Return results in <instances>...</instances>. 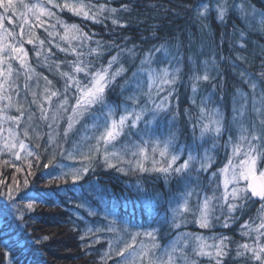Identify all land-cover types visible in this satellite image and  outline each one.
I'll list each match as a JSON object with an SVG mask.
<instances>
[{
  "label": "trees",
  "instance_id": "trees-1",
  "mask_svg": "<svg viewBox=\"0 0 264 264\" xmlns=\"http://www.w3.org/2000/svg\"><path fill=\"white\" fill-rule=\"evenodd\" d=\"M25 3H44L45 7L50 8L57 16L68 24L79 25L84 33L91 36L87 41V46L82 51L88 52L89 48H95L96 42L102 45L103 55L100 57H86L93 61L94 68L106 65L111 56L116 55L117 47L132 48L136 46L137 57L133 61L127 54L120 57L119 63L113 65L112 71L119 68L121 64L127 69L123 76L117 77L114 86L107 90V101L112 105H120L124 102V97L134 90V85L129 86L126 91L121 93L120 85L132 75L136 65L139 64L140 58L149 49H154L161 44H166L171 53L177 57V62L168 64L162 53L156 54V60L153 66L160 68L169 66L170 68H179L180 72L176 82L172 85L164 86V90L158 96L154 95L155 103L163 101L167 110L161 113L156 121H153L151 127L156 129V135L161 140L167 137L169 131L177 133L176 146L189 145L193 143L194 132L193 125L197 123L199 116V107L201 101L210 98L207 101L208 109H216L222 116L223 127L219 137L209 134L200 139L199 127L195 129V143L202 147L198 150L202 154L203 148H210L213 157V164L208 172L199 173V180L195 179L193 172L192 185H198L197 190L200 196L204 194L212 195L213 188L219 182V175L210 184L209 178L217 169L223 168L231 155V146L226 147L229 137L233 142L239 135L238 124L240 121L233 123L234 100L235 107L238 109L244 103L238 93L248 96V104L243 117V122L251 127V122L256 120L252 111V89L245 79L241 78L240 73L244 72L249 78V82H257L256 95L260 97L264 93V79L258 75L264 71L262 62H264V25L260 23V17L264 14V0H227L229 11L223 21L217 19L216 4L218 0H84L85 3L94 5L105 4L107 8H115L118 11L115 14L105 12L99 17L102 21L94 23L92 20H86L82 16H75L71 12L52 8L47 4V0H24ZM57 3H63V0H56ZM244 4V7L254 9L256 15L249 16L247 19L242 17L240 11L235 8V4ZM204 4L209 6L210 11L206 18L197 17V10ZM122 5H127L125 11ZM24 11L22 6L19 12ZM2 12V10H0ZM30 23L25 26L23 39L26 41L34 31L35 36L44 40L45 44L42 49L39 48L38 41L35 45L24 43L28 51V63L32 68H40V65H51L52 71L45 69L49 74L52 86L61 92L64 88V79L56 71L55 62H66L75 60V56L60 51L56 44L61 47H68V44L61 39L64 29L57 24L56 17L41 16L43 26L39 25L31 14H29ZM112 18H116L121 24L120 27L113 25ZM20 21L15 20L9 24L5 20V27L14 29L17 33L16 40H20L18 27ZM51 25L56 27L53 29ZM206 25V27H205ZM55 31L58 35L49 37L48 33ZM241 32L244 36H241ZM127 38V39H125ZM35 39V37H34ZM71 39V36H69ZM10 42H14L9 38ZM51 41V42H49ZM73 46L79 41L71 40ZM243 44L244 47L240 45ZM41 51L38 58L35 55L36 50ZM50 49V55L48 50ZM49 58L45 62L44 57ZM192 58L196 71L199 75H204L203 61H209L207 70L210 76L208 81L200 80L197 83V90L193 92L192 76L193 63L189 62ZM242 57L243 59H238ZM13 65L19 66L15 61ZM62 71H69L67 63H61ZM83 79V73L79 74ZM143 89L147 91V77H143ZM71 91L75 92L73 88ZM169 93H171L169 95ZM193 100L195 103H193ZM144 98L141 99V103ZM117 111V116H119ZM91 120L85 118L77 124L75 129L69 133L67 139L63 134L60 137L59 144L63 145L64 151L58 148L56 159L49 168L45 169L44 165L49 162L46 153L33 142L28 141V147L36 155L27 156L21 152V159L17 160L14 155L7 150L0 152V208L7 206L6 226L0 230V264H119L121 257L116 255V251L123 247L125 243L131 242V236L123 233L120 236L119 245L112 252H109V241L115 242L117 234L104 231H95L97 228L103 229L109 223L105 219L104 210L110 209L115 212L118 220L122 224L131 226V231H151L156 229L155 242L160 245V250L169 246L178 238V234L192 233L199 234L206 238L227 236L231 240L229 245L231 252L225 257L224 264H247L242 259L235 258V248L237 243L246 241L245 237L240 235L241 225L250 218L255 219L260 207V201L252 200L244 210L234 213L236 219L229 222V227L223 226L227 209L219 207L218 202H214V215L212 226L210 228H199L194 222L191 213L184 214L185 222L180 224L179 228L172 227V212L169 210V201H180V194L184 191V185L175 177L170 178L167 182L163 174L158 172H132L127 174L118 171L117 168L123 167L128 169L127 163L121 164L116 159L111 162L116 167L109 168L104 163L103 154H97L96 158L91 160V168L84 178L73 184L71 178L64 180H53L52 176H59L62 172H68L71 169L82 168L88 161L81 159L79 155L69 158L68 153L73 150V145L80 140L84 134V125L90 124ZM8 128L12 127L22 135L18 126L13 125L10 121ZM140 127L144 124L141 122ZM257 128L259 124L257 123ZM133 140L137 139L135 136ZM127 140V136L121 137L115 142V148L119 149ZM215 142L216 147L212 148ZM2 143V142H1ZM18 143V142H17ZM94 143V141H92ZM19 151V149H16ZM113 149L110 147L109 151ZM38 156V159H37ZM187 158L185 152L177 164ZM127 159V157H126ZM157 159L159 157L157 156ZM7 161L8 163H3ZM31 163L29 169L28 163ZM146 167L151 168V160L145 162ZM21 171L17 172L16 169ZM33 173L29 175L28 173ZM15 179V182H14ZM27 179L29 187L24 188L23 182ZM19 184V192L13 193L16 205L23 213V220L17 219L19 213L11 206L7 199L9 186L14 190ZM141 184L144 188L155 195L159 193V204L150 215H144L141 209V201L135 191V186ZM92 186V187H90ZM231 187V186H230ZM93 188L100 191L94 196L90 195ZM59 192V198L55 203L47 202L38 204L34 210L28 211L25 208L24 192ZM223 191L218 189L216 195L219 196ZM69 193L71 199L65 195ZM197 197L194 195L190 199V206L195 208ZM84 204V207L78 205ZM176 207V203L171 205ZM89 209L97 212V215H89ZM219 217V220L215 219ZM259 223V220H255ZM93 229L94 235L81 236L89 229ZM48 237L47 240L43 239ZM39 241V242H37ZM141 242L152 243L147 237H138L136 245ZM208 243L214 241L208 239ZM6 245V247H5ZM191 253V248L187 249ZM7 253V256L5 255ZM108 253L111 258L105 256ZM103 257V259H102ZM200 264H209L207 258H201Z\"/></svg>",
  "mask_w": 264,
  "mask_h": 264
},
{
  "label": "snow or ice",
  "instance_id": "snow-or-ice-1",
  "mask_svg": "<svg viewBox=\"0 0 264 264\" xmlns=\"http://www.w3.org/2000/svg\"><path fill=\"white\" fill-rule=\"evenodd\" d=\"M47 4L51 5L52 8L58 9L60 12L67 10L75 16H82L84 19L92 20L94 23L102 22L99 17L103 16L105 12L115 14L118 11L115 8H107L105 4L97 6L85 3L84 0H63V3H57L56 0H47ZM21 6L24 11L19 12ZM233 6L240 11L242 17L245 19L256 15L254 9L249 10L245 8L243 3ZM122 8L125 11L128 10L127 5H122ZM0 10H2L0 12V141H2L0 143V152L7 150L17 160L21 159V152H25L27 156L36 155L29 149L24 140L19 138V133L14 128L9 127L7 129L8 135L4 136V123L10 121L13 125L19 126L21 117L24 116L26 111L21 103L18 101L14 102L13 96L10 94L11 92H15L19 96L14 76L21 74V70L25 74L26 89L30 88L27 81L32 79L31 74H35V69L28 63V51L25 49L24 43L35 45L38 41L40 49L45 44L44 40H40L35 36L34 31L24 41V29L30 23L29 14L36 21L40 22L37 26H43V21L40 20L41 16L56 17L57 24L64 29L61 39L68 44V47H61L59 44H56L55 47L62 52L75 56V60L55 62L56 71L65 81L63 92L58 89L54 90L52 81L48 80L47 77H43L45 87L42 94V102L37 99V93L31 91L30 94L33 97L31 103L35 104L39 109L41 113L40 119L48 121L49 110L44 107V104L51 105L53 97H62V99H59L56 109L52 111V123H49L48 127L51 129L53 123L59 127L60 119H63L64 115L67 114V126L63 130L65 139L75 129L76 125L81 123L85 118L90 119L91 123L84 125V134L79 141L74 143L73 150L68 153L69 158L79 155L82 160L89 163H86L82 168L71 169L68 172H62L59 176H52L49 183L53 180H64L67 182L66 178L70 177L73 184H76L88 173L91 168L90 161L95 159L99 153L103 154L104 163L109 168L116 167L111 162L113 159H116L121 164L127 163L129 165L128 169L123 167L117 168L118 171L125 174L129 171L158 172L164 175L166 182L170 178L175 177L184 185V191L180 194L181 202H176L174 199L169 201V210L173 214L171 226L175 228H179L180 224L185 222L184 214L186 213L193 215L194 220L192 222L199 228H210L214 215V202H218L222 210L224 208L227 209V215L223 224L227 228L229 227V222L236 219L233 215L234 213L238 210L242 212L245 206L249 202H252L253 198H258L260 207L256 218H250L241 225L240 235L245 237L246 241L236 244L235 258L242 259L247 264H264V93H261L260 97L257 98V82H249L246 74L244 72L240 73L241 78L245 79V82L249 83V87L252 89V111L256 116V120L251 122V127L243 122L248 104V96L238 93L244 101L237 109L235 107L236 101L234 100L233 123L240 121L238 124L239 135L235 142L229 137L226 147L231 146V155H229L224 167L217 169L209 178L211 184L217 175L220 177L219 182L213 188L212 195L204 194L201 197L200 192L197 190L198 185H192L193 172H195V179L198 181L199 173L208 172L211 168L213 157L211 155L212 149L210 148H203L202 154L198 150L202 146L195 143V129L199 127L200 139H204L209 134L219 137L222 132L223 119L218 110L206 107L207 101L210 99L206 98L201 101L199 116L196 118L197 123L193 125L194 138L192 144L181 145L177 148V133L175 131H169L167 137L163 140L156 135V129L151 126L153 121H156L157 117L167 110V106L163 102L167 100V96L163 97L160 103H155L153 97L154 95L158 96L164 90V86L174 84L180 72L179 68H170L169 66L157 68L153 66L157 53H162L164 58L168 60L169 65L177 62V57L171 53L166 44L149 49L143 54L132 75L125 80L124 84L120 85L122 94L129 86L134 85V90L124 97L122 104L112 105L107 101V90L114 86L117 77L123 76L127 71L123 64L119 68H116L115 71H112L113 65L119 63L120 57L124 54H127L134 61L137 57L135 45L132 48H121L113 45L117 47L116 55L111 56L106 65L102 64L100 67L94 68L93 61L86 59V57H100L103 55L100 42L97 41V46L89 48L88 52L80 50L87 46V41L91 40V36L84 33L79 25L68 24L61 20L57 16V13L45 7L44 3L30 4L25 3L24 0H0ZM215 10L217 19L223 21L229 11L227 0H218ZM209 11V6L204 4L197 10V17L200 19L206 18ZM5 20L9 24H13L15 20L20 21L18 25L20 40H16L17 33L14 29L5 27ZM111 22L113 25H119L120 27L126 26L121 24L116 18H112ZM260 23L264 25V14L260 17ZM51 27L54 29L56 26L51 25ZM48 35L52 37L58 35V33L52 31ZM69 36H71V39H69ZM241 36H244L243 32H241ZM9 38L14 42H10ZM71 40H77L79 43L73 46ZM240 46L244 47L243 44ZM48 52L50 55V49ZM41 54L39 49L35 51V55L38 58ZM48 58V55L44 57L45 62H47ZM238 59L243 58L238 57ZM13 61L19 64V69L14 67ZM189 62L193 63L191 57H189ZM61 63H67L70 70L62 71L60 68ZM202 63L205 69L203 76L197 73L195 64L193 63V74L190 79L193 82L194 93L200 80L208 81L210 79L207 70L209 61H203ZM47 66L51 67V65ZM262 68H264V62H262ZM80 73H83V79L80 78ZM258 75L261 79H264V71ZM145 76L147 77V91L143 89L145 82L143 77ZM73 88L75 92L69 96L68 93ZM142 98H144L143 103H141ZM71 100H74L75 103H70ZM193 103H195L194 100ZM11 108H15L20 115L8 116L5 109ZM69 108L71 109L70 113L68 111ZM117 111L120 113L119 116H117ZM28 119L31 121L33 114H30ZM141 122L144 124L143 128L140 127ZM257 123L259 124V128H257ZM23 135L25 137L29 136L27 128L24 129ZM124 136H127L126 142L119 149H116L115 142ZM133 136L137 139L133 140ZM48 143H56V137L51 133L48 137ZM57 147L61 152L64 151L62 144H57ZM110 147L113 149L112 151H109ZM215 147L216 144L213 142L212 148ZM17 148L19 151L16 150ZM185 152L187 153V158L182 163L177 164V161L181 159ZM157 156L159 159H157ZM55 159L56 154L53 153L49 162L44 165V168H49V165H52ZM148 160H151V168L146 167L145 162ZM3 163L7 164L8 162L4 161ZM28 167L29 169L31 168L30 162L28 163ZM16 171L20 172L21 169L17 168ZM28 174L32 175L33 173L29 172ZM0 183H3V181H0ZM23 186L25 189L29 187L27 179L24 180ZM220 188L223 191L217 196L216 192ZM14 191L19 192L18 183L15 190L9 186L7 199L11 202V206L16 212L19 213L17 219L23 220V213L15 202ZM99 191L98 188H93L90 195L94 196ZM135 191L141 201L142 213L144 215L152 214L159 204V193L153 195L141 184L135 186ZM0 195H3V193H0ZM65 195L69 199L72 198L69 193H65ZM194 195L197 197L198 202L196 207L192 208L189 202ZM58 198V191L51 193L26 191L24 192V200L26 201L24 206L28 211H32L38 204L55 203V200ZM173 203H176V207L174 208L171 206ZM84 206V204L78 205V207ZM7 215V206L0 208V230H3L6 226ZM89 215H97V212L89 209ZM104 217L105 219L111 217L109 223L105 228H97L95 231L106 230L117 234L115 242L109 241V252L114 251L119 245L120 236L123 233L131 236V242L125 243L115 253L121 257L119 264H200L201 258H207L209 264H224L225 257L229 256L231 252L229 247L231 240L227 236L221 235L219 237L206 238L192 233L178 234L176 240L163 250H160V245L155 242L156 229L133 232L131 231V226L122 224L115 212L110 209L104 210ZM215 219L219 220V217H215ZM255 220H259V223H256ZM89 235H94L91 228L81 236V239L83 240ZM141 236L149 238L152 243L141 242L138 246L134 247L137 238ZM43 239L47 240L48 237H44ZM208 239L214 242L210 244L207 242ZM189 247L191 248V253L187 251ZM5 255L7 256V253ZM105 256L111 258L108 253H105Z\"/></svg>",
  "mask_w": 264,
  "mask_h": 264
},
{
  "label": "rangeland",
  "instance_id": "rangeland-1",
  "mask_svg": "<svg viewBox=\"0 0 264 264\" xmlns=\"http://www.w3.org/2000/svg\"><path fill=\"white\" fill-rule=\"evenodd\" d=\"M46 67V64L40 65V68L36 67L35 74L32 75V79L28 80L27 83L29 84L30 88H25V74H23L21 70V74L18 76H14L15 84L19 90V96L16 95L15 92H11L10 94L13 96L14 102L18 101L23 105V108L26 110L23 117H21V123L19 124L18 128L20 131V134L22 135V139L24 142L28 145V141L33 142L35 145H39L40 148L46 153L48 159L53 155V153L57 154L58 147L57 144L60 142V137L63 134L64 127L67 126V114L64 115L63 119H60L59 121V127L56 126V124L53 123V127L50 129L48 127L49 123H52L51 121V115L52 111L56 109V105L59 103V99H62V97L57 98L53 97V102L51 105L44 104V107L48 109V121H43L40 119V111L37 108L35 104H32L31 101L33 99L32 95L30 94L31 91H35L37 93V99L42 102V94L44 92L45 87V81L43 77H47L48 80H50L49 74L43 69L42 67ZM15 68L19 69V66L14 65ZM48 67V66H47ZM46 67V68H47ZM49 71H52L50 67L47 68ZM53 87V86H52ZM55 90V88L53 87ZM74 92L70 91L68 93L69 96L73 95ZM70 103H75L74 100H71ZM69 113L71 109H68ZM5 112L8 116H18L20 115L19 112L15 110V108L11 109H5ZM30 114H33V119L29 121L28 116ZM8 123L9 121H6L4 123L5 132L3 133L4 136H7V129H8ZM27 128L29 132V136L25 137L23 135L24 129ZM52 134L56 137V143L49 144L48 143V137L49 134ZM2 141H0L1 143Z\"/></svg>",
  "mask_w": 264,
  "mask_h": 264
},
{
  "label": "water",
  "instance_id": "water-1",
  "mask_svg": "<svg viewBox=\"0 0 264 264\" xmlns=\"http://www.w3.org/2000/svg\"><path fill=\"white\" fill-rule=\"evenodd\" d=\"M253 199H255V200H257V201L259 200L258 198H253Z\"/></svg>",
  "mask_w": 264,
  "mask_h": 264
}]
</instances>
